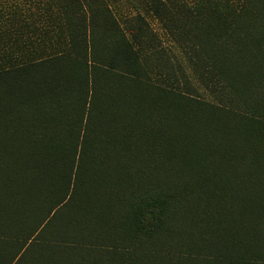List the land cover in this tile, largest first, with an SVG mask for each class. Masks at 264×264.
I'll use <instances>...</instances> for the list:
<instances>
[{
	"label": "trees",
	"instance_id": "16d2710c",
	"mask_svg": "<svg viewBox=\"0 0 264 264\" xmlns=\"http://www.w3.org/2000/svg\"><path fill=\"white\" fill-rule=\"evenodd\" d=\"M240 1L256 10L258 4L264 9V0ZM242 6L235 10L229 8L228 15L243 19L246 13ZM213 18L204 22L207 31L203 28L202 31L206 32L208 40L217 43L215 36L233 20L224 18L216 21ZM199 30L192 27L190 33L193 38H200ZM230 39L228 34L225 40ZM123 41L124 60L127 63H131L132 59L139 62L140 48H136L125 36ZM76 48H63L57 55L41 58L43 60L37 63L23 62L18 65L17 60L12 62L7 59L0 65V155L11 154L0 158V178L5 180L3 183L0 179V197L6 203L4 205L0 201V214H18V210L30 204L31 209H36V201L55 185V177L60 172L58 161L63 159L64 154L75 152L77 165L87 160L93 167L88 172L89 183H96L98 191L102 188L95 198L85 195L80 199L83 203L79 205L78 218L100 220L106 215L107 218L101 221L107 220V229L117 231L115 237L125 238L114 245L124 250L125 242L139 248L146 245L148 252L157 256L151 259L128 257L95 264H174L163 261L170 254L153 250L156 242L170 237L189 241L195 239V244H202V248L209 253L204 256L199 254L193 259L186 257V261L181 260L184 264H264V145L258 138L264 136L251 126L258 124L264 129V112L253 113L248 127L236 125L213 112L205 113L191 107L214 105L197 101L195 96L181 92L176 85L173 87V101L169 102L139 93L137 88L142 85L141 79L133 68H123L118 71L130 76L117 77L128 88H115L113 85L107 88V114L100 112L101 117L107 118V133L91 146L86 141L85 130H78L76 136L72 128L68 130L64 126L66 118L71 120L73 117V106L68 107L71 104L69 96H58L57 99L41 92L32 98V102L29 98L26 101L21 92L24 76H10L34 69L36 64L45 69L81 63L86 65V52ZM227 49L224 68L232 69L230 76H241L244 72L242 65L230 63ZM85 85L87 99V78ZM171 89L172 84L170 89L165 90ZM86 125L84 123V129ZM91 150L93 155L86 157ZM46 159L50 163L49 168ZM79 172L77 167L70 174L75 185L79 182ZM8 177H11L10 184L18 183L17 188L9 192L5 190ZM20 177L25 179L15 180ZM68 188H72L71 184ZM73 194L74 191H71L65 195V204ZM113 196H117L116 201L120 198L122 211L104 205V211L93 210L95 200L102 202L104 197L110 200ZM58 244L56 247L59 250ZM66 244L68 250L74 249L70 246H77L76 250L82 248L80 254L71 257L59 251L56 257L40 260V264H87L86 253L97 248L88 247L79 239ZM60 249L65 250L64 247ZM217 249H223L219 254L226 253V258L219 259L215 253ZM173 255L176 254L170 256Z\"/></svg>",
	"mask_w": 264,
	"mask_h": 264
},
{
	"label": "rangeland",
	"instance_id": "374dc122",
	"mask_svg": "<svg viewBox=\"0 0 264 264\" xmlns=\"http://www.w3.org/2000/svg\"><path fill=\"white\" fill-rule=\"evenodd\" d=\"M241 5L244 6L245 19L228 15L229 8L235 10ZM257 6L258 10L250 8L240 0H0V65L7 59L12 62L17 60L18 65L23 62L37 63L43 60L41 58L57 55L59 50L70 46L83 49L87 54L84 60L86 65L81 63L71 67L66 65L45 69L36 64L34 69L12 73L10 76H24L21 92L25 100L29 98L30 102L41 92H47L57 99L58 96H69L71 104L68 107L73 106V117L71 120L66 118L64 126L68 130L72 128L76 136L78 130H85L88 134H85L88 136L86 141L91 146L107 133V119L101 117V109L98 110L105 108L107 98L97 92L103 93L106 89L104 93H107L111 85L115 88H128L117 77L130 76L118 71L123 68H133L136 76L141 79L142 85L137 88L139 93L169 102L173 101V87L176 85L181 92L195 96L197 101L214 105L191 107L205 113L213 112L233 124L247 126L253 113L264 112V9L259 4ZM211 17L216 21L224 18L233 20L231 25L224 27L215 36L217 43L206 37L204 22ZM192 27L200 29L197 33L200 38L192 37ZM228 34L231 36L230 41L225 40ZM124 36L136 48H140L139 62L132 59L131 63H127L124 60ZM226 49L230 54V63L242 65L244 72H241V76H230L232 69L224 68ZM91 52L94 64H89ZM106 72L109 78L106 77L107 81L104 82L102 78ZM94 73L97 80L101 81L96 82L91 91L93 95L89 93L86 99V78ZM171 84V91H166ZM192 100L194 104V98ZM84 123L87 124L86 129ZM251 126L255 132L264 136L262 126ZM258 138L264 145V137ZM86 154V157L92 156V150ZM10 155H0V158ZM77 157L75 152H70L58 161L60 172L55 177V185L41 201H36V209H31L33 207L30 204L18 210V214H0V264H40V260L56 257L59 251L77 257L82 248L76 250L77 246H70L74 249L68 250L66 244L77 239L88 247H97L86 253L84 258L87 264L114 262L128 257H157L156 253L148 252L146 245L145 248H139L125 242L126 247H123L127 250L114 245L125 238L115 237L117 231L107 229V220L101 221L107 218L106 215L100 220L93 217L78 218L79 205L83 203L80 199L85 195L95 198L102 188L98 191L96 183H89L87 176L93 167L87 160L77 165ZM77 167L80 170L79 182L75 185L70 174ZM0 179L5 182L3 178ZM7 179L8 187L4 189L8 192L16 189L18 183L12 185L9 182L11 177ZM18 179L25 178H15L16 181ZM69 184L72 188L67 190ZM71 191H74L73 197L65 204V195ZM116 197L110 200L104 197L102 202L95 200L93 210L104 211V205L122 211L120 198L116 201ZM1 203L6 204L4 200ZM194 241L170 237L156 242L154 249H151L176 254L165 256L164 262L184 264L182 261H186V257L193 259L199 254H209L202 248V244H195ZM57 244L60 245L59 250ZM222 250L215 251L219 259L227 256L226 253L219 254ZM260 258L263 259V256L260 255ZM10 260L12 263H6Z\"/></svg>",
	"mask_w": 264,
	"mask_h": 264
},
{
	"label": "crops",
	"instance_id": "0c3cea01",
	"mask_svg": "<svg viewBox=\"0 0 264 264\" xmlns=\"http://www.w3.org/2000/svg\"><path fill=\"white\" fill-rule=\"evenodd\" d=\"M70 48V47H69ZM89 55V54H88ZM91 55H92V52L90 53V55H89V58H90V61H89V64H94V63H92L93 61H92V57H91ZM91 67H93V66H91ZM92 76V77H91ZM96 73H94V74H90L89 76H88V78H87V84H88V87H89V93H90V95H93V92H91L92 91V88L94 89V85L96 86V82L98 81V82H100L101 81V79H99V80H97V78H96ZM107 72L103 75V78H102V81H104V82H106L107 81ZM106 91V89H104L103 90V93H101V92H97L98 94H100V95H102V96H104L105 98H107V93H104ZM104 109L103 108H99L98 110L100 111V109H101V111L100 112H104V113H106L107 114V100L105 101V103H104ZM107 119V118H106Z\"/></svg>",
	"mask_w": 264,
	"mask_h": 264
}]
</instances>
